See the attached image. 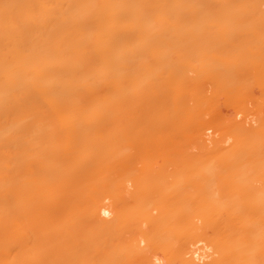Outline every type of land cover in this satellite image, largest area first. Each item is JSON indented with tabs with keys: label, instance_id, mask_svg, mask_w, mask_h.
<instances>
[{
	"label": "bare ground",
	"instance_id": "bare-ground-1",
	"mask_svg": "<svg viewBox=\"0 0 264 264\" xmlns=\"http://www.w3.org/2000/svg\"><path fill=\"white\" fill-rule=\"evenodd\" d=\"M0 264H264V0H0Z\"/></svg>",
	"mask_w": 264,
	"mask_h": 264
}]
</instances>
